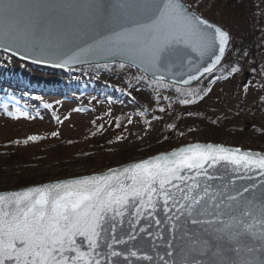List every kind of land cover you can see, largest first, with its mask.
I'll use <instances>...</instances> for the list:
<instances>
[{
	"label": "snow or ice",
	"instance_id": "1",
	"mask_svg": "<svg viewBox=\"0 0 264 264\" xmlns=\"http://www.w3.org/2000/svg\"><path fill=\"white\" fill-rule=\"evenodd\" d=\"M170 13L192 30L199 43L178 60L161 65L155 56L145 58L133 41ZM231 43L229 32L202 19L182 0H0V50L58 67L95 64L99 68V61L119 60L120 68H135L138 84L146 83L158 92L177 91L179 95L174 85H189L212 74L232 50ZM186 66L189 70L185 72ZM103 67L108 69L109 65ZM252 72L257 73V69ZM258 75L264 77V68ZM165 84L168 87H163ZM154 102H159L155 96ZM180 103L188 106L190 100ZM158 110L165 111L163 107ZM27 117L26 112L9 115L12 119ZM37 139L31 135L25 144ZM250 161H255L254 165ZM218 162L244 166L249 178L257 169L264 175V156L195 144L173 151L170 157L134 163L132 168L108 176L13 192L16 199L11 202L0 195V264H116V258L128 264L133 258L151 264L155 259L152 255L141 254L134 247L121 251L117 246L138 239L135 225L141 218L154 220L159 226V211L171 221L167 228L171 239L162 232L155 237L168 249L157 254L161 264H264V244L259 257L255 249L248 248L251 258L238 261L225 259L221 251L231 243L236 245L231 251L241 256L239 238L246 234L264 242V203L233 215V205L227 201H236L239 193L217 198L215 193L209 194L207 186L198 191V183H187L192 177L185 169L197 170L196 176L203 170L210 177L208 168ZM126 214L132 215V228L126 237L117 238V218ZM186 225L196 226L195 230ZM138 231L151 236L145 227ZM174 252L179 260L169 259ZM208 256L213 259H204Z\"/></svg>",
	"mask_w": 264,
	"mask_h": 264
},
{
	"label": "rangeland",
	"instance_id": "2",
	"mask_svg": "<svg viewBox=\"0 0 264 264\" xmlns=\"http://www.w3.org/2000/svg\"><path fill=\"white\" fill-rule=\"evenodd\" d=\"M257 64L258 70L264 68V53L258 55ZM81 69L85 68L59 76L13 58L1 61L0 87H5L0 89V192L14 190V185L23 179L34 178V185H38L101 173L153 156L149 153L151 140L161 128L165 130L156 117L158 109L163 107L171 117L182 106V99L197 98L201 101L199 114L212 120L234 118L241 113L264 122V87L244 70L217 82L215 71L187 89L174 86L182 91L180 98L177 91H144L141 85L145 83H133L132 73L126 70L112 68L85 73ZM17 78L26 82L27 87L15 89ZM46 83L56 85L55 91L39 89ZM4 89L11 94H4ZM99 91L117 96V102L105 94L98 95ZM154 96L158 103L154 102ZM23 112L28 113L27 118H9L10 114ZM52 132L57 136L53 137ZM31 135H36L37 141L25 144ZM176 135L179 146L215 143L205 142L198 134L190 137L186 131ZM225 135L217 144L231 146ZM252 151L264 153V145Z\"/></svg>",
	"mask_w": 264,
	"mask_h": 264
},
{
	"label": "water",
	"instance_id": "3",
	"mask_svg": "<svg viewBox=\"0 0 264 264\" xmlns=\"http://www.w3.org/2000/svg\"><path fill=\"white\" fill-rule=\"evenodd\" d=\"M182 3L186 7H189L187 4L183 2V0H182ZM189 8L191 11H193L192 7H189ZM201 18L206 20L203 17ZM212 24L214 26H219L214 23ZM219 27H221L222 30H226L222 26H219ZM230 40H231V37H230ZM198 43L199 42L195 39L192 33V30L186 25L182 24L180 21H178L176 17L170 13L166 18L162 19L159 22V24H157L154 28L143 32L135 41H133V46L137 47L140 53L145 58L151 59L153 56H155V58L161 65H166L170 60H178L179 58H181L183 53L189 51L190 47L196 46ZM0 53L10 58H13L16 61H20L24 63L25 65L34 66L35 68H41L43 70L53 71L55 73H58V72L66 73L67 71L77 69V68L95 66V64H92V65H81V66H75V67H68V66L58 67L53 62L38 63L36 62L35 58H21L20 55L15 54L14 52L6 53L3 50H0ZM225 57L222 59L221 65ZM99 63L100 65H104L106 63L108 65H115V64L119 65L120 61L117 60L115 62H112V61L102 60V61H99ZM219 67L220 66H218L217 69ZM132 70L136 71L135 68H132ZM188 70L189 69L187 66L183 69V71L185 72ZM216 70H214V72ZM207 76H209V74H206L205 76L201 77L199 81L191 82L189 85L176 84L174 86L178 88H182V89H187V88L193 87L194 85L198 84L200 81H202ZM195 144H200L201 146H206L210 144L215 148L223 147L232 153H236V150L239 149L240 152L243 154H249L253 156H264V153L262 152L241 149V148H237L233 146H227V145L216 144V143L195 142V143H190L186 145H181L169 151L161 152L153 156L146 157L145 159H141L136 162L128 163L120 167L110 168L101 173L91 174V175L81 176V177H76V178L63 179V180L54 181V182H47V183L38 184V185H31V186H27V187L20 188V189L0 192V195L5 196L7 198V201L11 202L16 199V197L12 196L13 192L24 193V192H27L31 188L44 187L48 184H55V183L63 184V183H68L72 180H82V179H90L92 177L108 176L113 171L122 172L124 168H132L134 163L143 162L145 160L155 161V159L159 156H169L170 157L173 151H179L181 148H185V147H188L190 145H195ZM249 163L254 165L255 161H250ZM206 168H207V165H206ZM196 171L197 170L185 169L184 173H187L189 176L192 177V179L187 181L188 184H191L193 182H196L199 184L200 188L198 189V191L203 189L205 186H207L209 189V194L211 195L212 193H215L217 198H220V197L226 198L228 195H237L239 193V195H237L236 201H227V203H230L233 205V209H232L233 215H239L241 210L244 208H253L254 205H259L260 203H264V175L258 174L259 173L258 169L250 173L251 178H249V174H246L244 166L237 168L230 164L219 163V162L217 166L208 168V173H210V177L206 175L203 170H199L200 175L196 176L195 174ZM246 187L249 189L248 192L243 191L244 188ZM161 206H162V201H161V204L158 205V208ZM7 207H8V203L5 204V208ZM252 210L257 211L256 209H252ZM147 215L148 213H145V216ZM169 215H171V213ZM257 215H259L258 211H257ZM156 216L161 221V224L159 226L155 225L154 220L141 218L140 223L135 225L137 229L136 235L138 239L136 241L130 242L128 245L117 246L118 250L126 252L129 249V247H134L135 250H138L141 254L147 253L148 255H152L155 259L153 262H151V264H161V261L159 260L157 254L159 253L160 255H163L165 251H167L168 249L163 240L157 241L155 237L158 236L162 232L165 237H168L169 239H171V234L167 231V228L170 225L171 221L168 218H166V216L164 215L162 211H159L156 214ZM131 219H132V215H129V214H126L122 218L121 217L117 218V226L115 229V235L117 236V238L127 236L128 231L132 228V225L129 224V220ZM245 219H247V217H245ZM140 227L147 228L148 232L151 233V236H148L145 233H140L138 231ZM186 227L192 230H195L196 226L186 225ZM110 235H109V238H110ZM77 239L80 240L81 243L83 244L82 238L78 237ZM239 241L240 243L238 246L242 249L241 256H237L234 251H231V249L235 247L236 245L227 243L221 249L222 254L225 259L238 261L239 259L243 257L251 258L252 254L246 251L248 248L255 249L257 257L262 255L259 250L262 247V244H264V242H261L260 240L255 239L252 236L247 235V234L241 236L239 238ZM175 242L176 241H173V243ZM84 246L86 247V245ZM169 259L179 260V256L176 254V252H174L173 257ZM204 259H213V257L208 256V257H204ZM116 264H128V262L124 261L122 258H116ZM131 264H150V262L144 261L143 259L136 260L133 258L131 261Z\"/></svg>",
	"mask_w": 264,
	"mask_h": 264
},
{
	"label": "trees",
	"instance_id": "4",
	"mask_svg": "<svg viewBox=\"0 0 264 264\" xmlns=\"http://www.w3.org/2000/svg\"><path fill=\"white\" fill-rule=\"evenodd\" d=\"M187 5L191 6L193 11L206 20L224 27L231 35V51H228L222 66L213 75L217 80H225L232 78L239 70H244L251 74V78L264 85V77L258 75V55L264 53V0H183ZM195 6V7H193ZM11 59L10 57L0 53V63L3 59ZM237 68L238 71L233 73L231 68ZM122 69L119 65H109L108 69ZM252 69H257V73H253ZM105 70L103 66L100 68H85L81 72ZM128 73L131 72V81H137L134 75H139L129 68H123ZM136 75V76H137ZM60 76H64L60 74ZM67 78V77H65ZM134 78V81H133ZM17 83L27 87V83L17 78ZM144 91L152 92L153 90L145 83L141 85ZM164 86V85H163ZM34 87V86H33ZM262 87V86H261ZM34 88H38L37 86ZM54 91L55 87L41 86L39 89ZM208 88V87H207ZM41 89V90H42ZM84 90V89H82ZM95 92L97 90H94ZM182 93V91H180ZM105 94V91H99V94ZM203 93H200L202 96ZM95 94V97L98 96ZM113 102H117V96L105 94ZM178 97L181 98V95ZM177 101L181 99L176 98ZM201 101L191 100L188 106L179 105L178 111L170 117L166 112H157L155 115L160 121V126L164 128L159 130L151 140V148L149 153L154 155L159 152L169 151L177 146V133L186 131L188 135H200L205 142L220 143L223 134L230 141L231 146L254 150L258 145H264V122L259 121L256 117L250 115L245 117L238 114L234 118H226L223 120H212L204 117L200 113ZM255 107V106H254ZM28 112V111H27ZM196 113V114H193ZM246 127V129H245ZM231 128V129H230ZM36 184L34 178L23 179L14 185V189H18L28 185Z\"/></svg>",
	"mask_w": 264,
	"mask_h": 264
},
{
	"label": "bare ground",
	"instance_id": "5",
	"mask_svg": "<svg viewBox=\"0 0 264 264\" xmlns=\"http://www.w3.org/2000/svg\"><path fill=\"white\" fill-rule=\"evenodd\" d=\"M48 82L50 83V82H51V80H49ZM49 83H46V84H49ZM216 144H217V143H216ZM21 188H24V187H21ZM18 189H20V188H18Z\"/></svg>",
	"mask_w": 264,
	"mask_h": 264
}]
</instances>
